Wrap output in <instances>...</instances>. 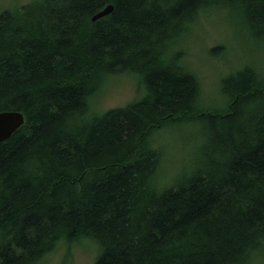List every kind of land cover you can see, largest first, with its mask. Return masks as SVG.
Instances as JSON below:
<instances>
[{"label":"trees","instance_id":"1","mask_svg":"<svg viewBox=\"0 0 264 264\" xmlns=\"http://www.w3.org/2000/svg\"><path fill=\"white\" fill-rule=\"evenodd\" d=\"M218 5L264 40V0H30L0 11V111L23 116L0 141V264H37L82 237L98 248L92 264H264V77L243 64L219 80L224 107L199 110L184 62L183 37ZM121 71L144 94L90 113L88 98ZM193 120L204 127L199 158L159 186L147 136Z\"/></svg>","mask_w":264,"mask_h":264},{"label":"rangeland","instance_id":"2","mask_svg":"<svg viewBox=\"0 0 264 264\" xmlns=\"http://www.w3.org/2000/svg\"><path fill=\"white\" fill-rule=\"evenodd\" d=\"M30 0H0V11L14 9ZM204 12V11H203ZM199 12L191 30L183 37L184 62L199 82L196 102L199 110L221 109L225 99L219 92L220 78L250 63L264 77V40L253 38L239 14L229 5L211 6ZM144 86L137 74L121 71L110 74L88 98L90 113L138 100ZM198 121H180L153 130L147 136L150 146L159 152L156 183L169 186L195 165L205 135ZM93 240L82 237L66 245L59 242L37 264H92L97 254Z\"/></svg>","mask_w":264,"mask_h":264},{"label":"water","instance_id":"3","mask_svg":"<svg viewBox=\"0 0 264 264\" xmlns=\"http://www.w3.org/2000/svg\"><path fill=\"white\" fill-rule=\"evenodd\" d=\"M112 9L111 4L105 5L102 9L95 12L90 20L94 21L106 14ZM23 123V116L15 110L0 111V141L5 140L13 131H15Z\"/></svg>","mask_w":264,"mask_h":264}]
</instances>
